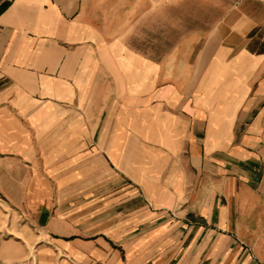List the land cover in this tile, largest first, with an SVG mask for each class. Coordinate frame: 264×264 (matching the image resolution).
<instances>
[{
    "label": "crops",
    "instance_id": "crops-1",
    "mask_svg": "<svg viewBox=\"0 0 264 264\" xmlns=\"http://www.w3.org/2000/svg\"><path fill=\"white\" fill-rule=\"evenodd\" d=\"M2 4L0 264H264V0Z\"/></svg>",
    "mask_w": 264,
    "mask_h": 264
},
{
    "label": "rangeland",
    "instance_id": "rangeland-1",
    "mask_svg": "<svg viewBox=\"0 0 264 264\" xmlns=\"http://www.w3.org/2000/svg\"><path fill=\"white\" fill-rule=\"evenodd\" d=\"M194 23V20H187V24H193ZM22 264H33V260L30 259V260H25L23 261ZM252 264V263H251Z\"/></svg>",
    "mask_w": 264,
    "mask_h": 264
},
{
    "label": "trees",
    "instance_id": "trees-1",
    "mask_svg": "<svg viewBox=\"0 0 264 264\" xmlns=\"http://www.w3.org/2000/svg\"><path fill=\"white\" fill-rule=\"evenodd\" d=\"M5 6H6V5H4V4H2V5L0 6V13L4 10Z\"/></svg>",
    "mask_w": 264,
    "mask_h": 264
},
{
    "label": "built area",
    "instance_id": "built-area-1",
    "mask_svg": "<svg viewBox=\"0 0 264 264\" xmlns=\"http://www.w3.org/2000/svg\"><path fill=\"white\" fill-rule=\"evenodd\" d=\"M255 264H261V263H255Z\"/></svg>",
    "mask_w": 264,
    "mask_h": 264
}]
</instances>
